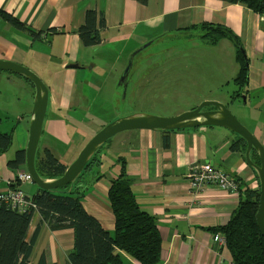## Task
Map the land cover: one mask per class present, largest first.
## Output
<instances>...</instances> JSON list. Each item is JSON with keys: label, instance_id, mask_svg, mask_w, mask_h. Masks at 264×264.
Wrapping results in <instances>:
<instances>
[{"label": "crops", "instance_id": "crops-1", "mask_svg": "<svg viewBox=\"0 0 264 264\" xmlns=\"http://www.w3.org/2000/svg\"><path fill=\"white\" fill-rule=\"evenodd\" d=\"M88 11L94 12L98 18L102 17L104 23L99 33L101 42L96 47L82 46L76 33ZM0 12L18 20L28 30H17L0 17L3 22L0 60L17 63L39 74L48 88L40 137L43 139L42 151L49 150L65 168L102 128L98 121L86 117L90 105H83L79 87L84 73L100 77L103 85L106 78L113 79L114 74L117 76L120 73V61L128 54L130 44L142 46L157 32H181L189 41L195 37L201 41L203 24L227 28L243 49L247 60V85L238 98L242 97V105L230 96V106L236 107L231 112L240 114L241 125L264 146V15L255 14L239 4L225 5L218 0H147L145 5L133 0H0ZM29 32L42 35L38 38ZM119 43L123 45L116 48ZM201 49H217L225 56L227 65L222 67L223 79L218 88L232 83L239 70L232 42L220 39L216 44L204 45ZM73 64L79 68H68ZM107 65V72L100 74ZM2 80L0 133H10L12 142L10 148L0 154V192L14 186L30 197L37 188H33L32 183L15 182L16 174L25 171V166L14 171L6 164L14 159L17 151H25L29 127L27 119L32 108L26 109L23 97L27 91L29 101V95L32 98L34 93L31 84L17 75L0 72ZM96 82L99 83L98 80ZM102 85L97 84L94 96L104 88ZM1 97H4V103ZM214 101L224 104L220 98ZM225 106L232 110L230 106ZM71 114L73 117L84 114L81 120L83 128L75 124L70 129L67 116ZM118 135L98 156V160L102 158V163L95 167L105 163L106 168L102 172L98 169L84 179L85 184L96 174L102 175L98 181H92L81 201L85 212L95 218L103 230L109 233L113 230L107 191L110 179L118 174L119 166L111 170L109 166L120 159L132 180L131 189L139 209L157 222L161 240L159 264H232L228 251L215 244L213 239L216 235L208 229L228 222L237 207L238 193L231 194L209 186L194 194L189 188L187 175L195 166L209 163L235 176L241 184L256 189L258 181L246 163L244 153L232 150L235 145L241 146L240 138L220 127L172 132L133 130ZM255 155V151L249 154L254 164ZM39 222L38 214L32 216L28 239L38 225L39 231L30 264H37L42 255L46 264H66L67 254L73 248L72 230L50 231ZM123 264L138 263L124 256Z\"/></svg>", "mask_w": 264, "mask_h": 264}, {"label": "trees", "instance_id": "trees-1", "mask_svg": "<svg viewBox=\"0 0 264 264\" xmlns=\"http://www.w3.org/2000/svg\"><path fill=\"white\" fill-rule=\"evenodd\" d=\"M133 1L141 5L147 2V0ZM218 1L225 5L239 4L255 14L264 15L262 0ZM0 17L17 30H27L24 24L9 15L0 12ZM103 26L102 17L98 18L92 11L86 12L84 23L76 32L80 44L84 47L98 46L101 42L99 33ZM201 29L204 32L200 38L207 46L216 44L220 39H227L234 45L235 61L239 65V70L232 80L236 89L231 99L239 98L245 91L248 76L247 60L243 49L235 45L234 42L237 39L227 28L203 24ZM29 33L38 38L42 35ZM11 142L10 133H0V154H4L10 148ZM240 144V147L233 146L232 150L244 153L245 144L241 139ZM35 159V170L41 179H57L65 171V167L49 150H43L38 158L35 154ZM101 159L98 160V157L94 158L93 155L83 171L101 164ZM255 159L258 164L256 155ZM24 163V151H17L14 159L8 161L6 165L10 170L16 171L24 167ZM116 166H119L118 174L110 179L107 191V200L113 217V230L110 233L103 230L98 221L87 214L81 205L92 181H98L102 175L96 174L91 181L84 184V178L80 179L81 173L72 184L67 186L55 190L37 188L32 196L25 195V198L36 207L40 218L39 224H44L50 231L72 230L73 248L67 254L66 264H123L124 256L138 264H159L161 240L157 222L152 216L139 209L134 199L131 189L132 180L127 175L125 163L118 159L110 164L109 169ZM233 178L238 183L237 207L225 225L208 230L216 236L223 237V247L228 251L232 264H264V238L260 235L255 222L259 186L252 189L250 186L241 184L235 176ZM13 187L10 188L13 189ZM31 219L32 211L20 213L0 203V264H30L39 231L38 225L28 239ZM37 264H46L43 255Z\"/></svg>", "mask_w": 264, "mask_h": 264}, {"label": "rangeland", "instance_id": "rangeland-1", "mask_svg": "<svg viewBox=\"0 0 264 264\" xmlns=\"http://www.w3.org/2000/svg\"><path fill=\"white\" fill-rule=\"evenodd\" d=\"M2 24L3 22L0 21V32ZM198 33L201 34L199 31ZM182 34L181 32L165 34L157 32L156 35L150 36L149 42L142 46L135 47L130 44L127 50L128 54L120 61L122 64L120 73L117 76L114 74L113 79L106 78V83L103 85V80L100 77H92L88 73H84L79 87L82 92L83 105H90L89 114L86 117L98 121L99 126L103 128L105 124L130 115L173 118L190 111L203 102L219 98L225 105L230 106V96L235 90L233 83L223 84L218 88L219 82L223 79L221 77L222 67L227 65L225 56L217 49L212 51L201 49L205 45L202 40L195 37L194 40L189 41ZM122 45L123 43H119L116 48ZM107 62H110L109 58ZM129 62L128 73L121 81V76ZM107 70L108 65L102 68L100 74L106 73ZM216 77L221 78L218 80ZM93 79L95 80L92 81ZM96 80L104 88L97 96H94L93 94L97 90L96 86L99 84ZM0 83L2 84L4 81L2 80ZM31 90L34 93L33 86ZM219 91L221 96L223 95L222 99ZM33 97L31 98L29 95L28 101L26 91V95L23 97V105H27L26 109L32 108ZM1 98V102L4 103V97ZM242 101L241 97L236 102L242 105ZM235 108L230 106L232 110L227 109L231 112ZM231 114L240 121L239 113L231 112ZM83 115L80 117H73L72 114L67 116L70 129L74 128L75 124L83 128V123H81V120L84 119ZM27 121H29V114ZM119 136L118 134L113 136L100 146L95 152L94 158L98 157L101 150ZM42 146L43 139L40 138L36 158L42 153ZM104 168H106L105 163L99 168L92 167L88 171H83L80 179L89 177L91 173V175L95 174L98 169L99 172H102ZM31 186L37 188L33 183ZM23 190L25 191V189Z\"/></svg>", "mask_w": 264, "mask_h": 264}, {"label": "water", "instance_id": "water-1", "mask_svg": "<svg viewBox=\"0 0 264 264\" xmlns=\"http://www.w3.org/2000/svg\"><path fill=\"white\" fill-rule=\"evenodd\" d=\"M235 45L241 46L236 40ZM130 62L125 68L121 81L128 73ZM70 69H77V64L69 65ZM0 72L11 73L26 79L34 87L33 105L29 118L28 140L24 151L25 171L31 182L42 190H55L72 184L82 173L92 156L107 140L113 136L133 130H158L163 132L179 131L198 127H220L230 131L243 140L245 144L244 159L254 171L258 186L259 200L255 214V222L260 235L264 238V146L229 112L220 102H203L194 109L173 118H161L148 115H130L116 119L96 132L83 146L76 159L67 167L63 174L52 180L41 179L35 170V154L41 137L42 125L48 103V88L39 77L26 67L17 63L0 60ZM255 151L258 164L250 160V152Z\"/></svg>", "mask_w": 264, "mask_h": 264}, {"label": "built area", "instance_id": "built-area-1", "mask_svg": "<svg viewBox=\"0 0 264 264\" xmlns=\"http://www.w3.org/2000/svg\"><path fill=\"white\" fill-rule=\"evenodd\" d=\"M264 3V0H262ZM15 182L30 184L31 178L26 171L16 174ZM187 182L194 194L202 192L206 187L215 186L227 193L234 194L238 191V183L225 171L215 168L209 163L197 165L187 175ZM0 203L10 210L20 213L32 211V216L37 214L35 205L25 198V194L18 188H7L0 192ZM213 241L216 245L224 246L222 236H215Z\"/></svg>", "mask_w": 264, "mask_h": 264}]
</instances>
